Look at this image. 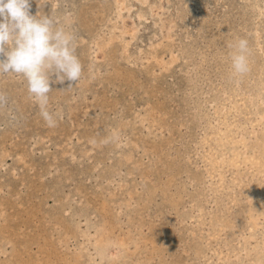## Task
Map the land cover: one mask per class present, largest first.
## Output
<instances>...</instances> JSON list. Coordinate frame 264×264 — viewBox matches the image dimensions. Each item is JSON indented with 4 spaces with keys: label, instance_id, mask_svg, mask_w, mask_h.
Here are the masks:
<instances>
[{
    "label": "rangeland",
    "instance_id": "rangeland-1",
    "mask_svg": "<svg viewBox=\"0 0 264 264\" xmlns=\"http://www.w3.org/2000/svg\"><path fill=\"white\" fill-rule=\"evenodd\" d=\"M30 5L75 34L83 75L51 78L50 128L0 74V264H264V0ZM102 234L121 247L97 255Z\"/></svg>",
    "mask_w": 264,
    "mask_h": 264
},
{
    "label": "clouds",
    "instance_id": "clouds-1",
    "mask_svg": "<svg viewBox=\"0 0 264 264\" xmlns=\"http://www.w3.org/2000/svg\"><path fill=\"white\" fill-rule=\"evenodd\" d=\"M30 8V0H0V74L23 77L40 117L52 128L58 114L48 108L51 78L59 84L68 81L70 90L81 80L83 65L76 55L75 34L48 15H32ZM228 47L233 75L249 73V41L237 37ZM6 103V94L0 93V106Z\"/></svg>",
    "mask_w": 264,
    "mask_h": 264
},
{
    "label": "bare ground",
    "instance_id": "bare-ground-1",
    "mask_svg": "<svg viewBox=\"0 0 264 264\" xmlns=\"http://www.w3.org/2000/svg\"><path fill=\"white\" fill-rule=\"evenodd\" d=\"M263 119H264V116H263ZM210 147V146H209ZM209 155V154H208ZM211 156V155H210ZM210 158V157H209ZM237 159V160H236ZM233 160H235V161H239L240 160V156L238 157H236L235 159H233ZM208 161V160H207ZM231 162V161H230ZM233 163V162H232ZM252 163H254L255 165H256V167H259V165L261 166H264V152H263V155L261 156V158H260V160L258 161H252ZM225 164H226V161H225V159L221 162V165L220 164H218L217 165V163H213V170L211 171L212 173H210V175H212L213 174V177H214V175H217L218 177H220L221 179H220V181H223L222 180V178H223V176H224V173H222L221 172V168H219L218 169V167L220 166V167H223V166H225ZM236 164V163H235ZM214 165H215V167H214ZM218 166V167H217ZM232 166V165H231ZM210 172V171H209ZM225 179V178H224ZM224 183V182H223ZM220 185H221V182H220ZM224 186V184L222 185V187ZM223 189V188H222ZM253 218H252V225L254 226V227H256L257 225H258V219L260 218V217H257V216H255V215H251ZM260 216H263V218H264V214H261ZM103 229V228H102ZM108 229V228H107ZM106 232V231H105ZM103 233V232H102ZM103 235V234H102ZM101 235V237H100V235H99V239L97 240V243L96 244H92L93 246H94V250L97 252V255H100V250H102V249H105V250H107L109 247H112L113 245H116V246H119L120 244H117V243H112V239L110 238V237H108L107 235H103L102 236ZM253 238H255L256 239V237H253ZM86 239L87 240H89L90 242H91V236H89V235H87L86 236ZM94 243H95V241H94ZM128 244V243H127ZM122 245H124V244H122ZM119 247H121V246H119ZM103 253H104V251H102ZM108 252V251H107ZM102 253V254H103ZM106 253V252H105Z\"/></svg>",
    "mask_w": 264,
    "mask_h": 264
}]
</instances>
